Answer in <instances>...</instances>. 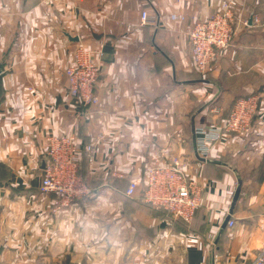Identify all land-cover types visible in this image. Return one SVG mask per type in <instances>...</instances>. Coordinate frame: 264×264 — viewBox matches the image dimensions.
I'll return each mask as SVG.
<instances>
[{
    "label": "crops",
    "instance_id": "crops-1",
    "mask_svg": "<svg viewBox=\"0 0 264 264\" xmlns=\"http://www.w3.org/2000/svg\"><path fill=\"white\" fill-rule=\"evenodd\" d=\"M220 1L0 0V264L255 258L264 233V0H235L232 41L199 72L186 28ZM143 9L155 24L141 23ZM78 43L100 67L96 104L66 89ZM251 94L259 106L248 129L223 133L195 167L194 128L222 124L232 102ZM68 133L99 144L81 164L92 192L53 211V195L39 190L45 138ZM159 148L183 159L200 187L189 223L139 198ZM130 180L137 189L125 196Z\"/></svg>",
    "mask_w": 264,
    "mask_h": 264
},
{
    "label": "built area",
    "instance_id": "built-area-1",
    "mask_svg": "<svg viewBox=\"0 0 264 264\" xmlns=\"http://www.w3.org/2000/svg\"><path fill=\"white\" fill-rule=\"evenodd\" d=\"M235 0H221L218 10L208 17L194 21L186 28L190 43L193 65L199 72H204L214 63L220 53L231 43L234 34ZM172 19L183 20L182 14L170 15ZM142 24H155V17L147 9L140 12ZM254 21H257L255 18ZM71 63L65 68L66 89L70 96L79 100L82 105L98 102L94 92L100 67L89 49L76 44L72 49ZM259 106L255 94L236 98L222 124L211 127H195V151L200 160L213 141L223 133H241L248 129ZM98 142L81 143L73 133L47 135L45 138V161L39 184L43 194L53 195L52 210L57 211L75 200L87 197L92 188L81 172L82 161L92 163L99 152ZM186 162L172 154L168 148H159L152 153L151 164L145 172V180L140 195L143 202L168 212L176 219L189 222L201 200L199 185L187 177ZM104 173V178L108 177ZM137 182L128 181L124 189L125 196H133ZM233 221L228 220V225ZM249 264H264V233L261 246L255 258Z\"/></svg>",
    "mask_w": 264,
    "mask_h": 264
},
{
    "label": "trees",
    "instance_id": "trees-1",
    "mask_svg": "<svg viewBox=\"0 0 264 264\" xmlns=\"http://www.w3.org/2000/svg\"><path fill=\"white\" fill-rule=\"evenodd\" d=\"M139 198H140L141 201H143L142 198H141V196H139ZM144 204H147V205L151 206L149 203H146V202H144ZM197 207H198V206H197ZM197 207H196V208H197ZM191 219H192V218H191ZM177 220H179V221L182 222V223H189V222L184 221V220L179 219V218H178Z\"/></svg>",
    "mask_w": 264,
    "mask_h": 264
}]
</instances>
